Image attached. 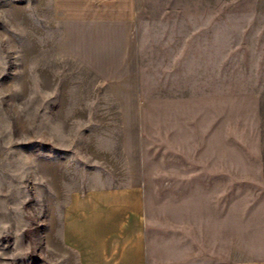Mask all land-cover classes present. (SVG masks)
<instances>
[{"label":"rangeland","instance_id":"rangeland-1","mask_svg":"<svg viewBox=\"0 0 264 264\" xmlns=\"http://www.w3.org/2000/svg\"><path fill=\"white\" fill-rule=\"evenodd\" d=\"M141 6L115 57L93 59L96 27L0 0V264H75L68 193L129 183L211 259L264 263V0Z\"/></svg>","mask_w":264,"mask_h":264},{"label":"crops","instance_id":"crops-1","mask_svg":"<svg viewBox=\"0 0 264 264\" xmlns=\"http://www.w3.org/2000/svg\"><path fill=\"white\" fill-rule=\"evenodd\" d=\"M143 1L51 0V5L66 23L96 27L82 33L100 35L83 46L85 51H106L90 57L98 59L115 57L111 51L118 48L113 43L117 35L128 42L144 10ZM206 206L200 224L205 229L203 243L208 241L210 231L208 203ZM148 212L141 183L73 190L59 210L58 240L74 257L75 264H236L211 259L208 247L201 244L206 252L199 250L193 230L156 222Z\"/></svg>","mask_w":264,"mask_h":264}]
</instances>
